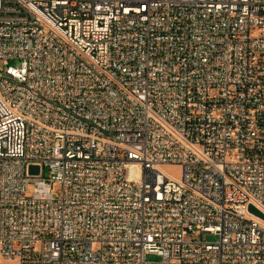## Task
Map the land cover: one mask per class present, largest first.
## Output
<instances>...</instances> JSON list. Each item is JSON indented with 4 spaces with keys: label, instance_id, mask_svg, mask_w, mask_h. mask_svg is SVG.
<instances>
[{
    "label": "built area",
    "instance_id": "obj_1",
    "mask_svg": "<svg viewBox=\"0 0 264 264\" xmlns=\"http://www.w3.org/2000/svg\"><path fill=\"white\" fill-rule=\"evenodd\" d=\"M0 264H264V0H0Z\"/></svg>",
    "mask_w": 264,
    "mask_h": 264
},
{
    "label": "rangeland",
    "instance_id": "obj_2",
    "mask_svg": "<svg viewBox=\"0 0 264 264\" xmlns=\"http://www.w3.org/2000/svg\"><path fill=\"white\" fill-rule=\"evenodd\" d=\"M8 64L11 65V66H16L17 65V60L10 59V60H8ZM165 169L171 174L178 175V170L176 169V167L168 166V167H165ZM43 172H44V174H46V170L45 169H44ZM33 187H34V184L32 182H28V183L25 184L24 190H25V194L27 196L32 193ZM52 190H53V192H56V193L59 192V185L53 186ZM202 238L204 240H207V241H212V240H215L216 237L214 235H211V234H204V235H202ZM147 258L148 259H155L156 256L155 255H147Z\"/></svg>",
    "mask_w": 264,
    "mask_h": 264
},
{
    "label": "water",
    "instance_id": "obj_3",
    "mask_svg": "<svg viewBox=\"0 0 264 264\" xmlns=\"http://www.w3.org/2000/svg\"><path fill=\"white\" fill-rule=\"evenodd\" d=\"M29 172H30V173H37V172H38V167H37V166H32V165H30V166H29ZM249 209H250L251 211L255 212L256 214L261 215L260 212H259L258 210H256L253 206L250 205V206H249Z\"/></svg>",
    "mask_w": 264,
    "mask_h": 264
}]
</instances>
